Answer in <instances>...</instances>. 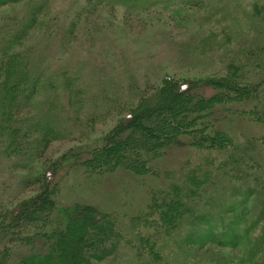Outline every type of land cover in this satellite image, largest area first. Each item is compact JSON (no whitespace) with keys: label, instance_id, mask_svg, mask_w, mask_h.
Instances as JSON below:
<instances>
[{"label":"trees","instance_id":"16d2710c","mask_svg":"<svg viewBox=\"0 0 264 264\" xmlns=\"http://www.w3.org/2000/svg\"><path fill=\"white\" fill-rule=\"evenodd\" d=\"M48 1L0 0V9L21 5L1 23L0 57H9L12 50L24 46L30 52L40 35L72 41L80 21L99 6L108 11L121 8L131 15L158 5L167 7L173 0H62L65 11L55 13L46 6ZM193 4H197L195 0L184 1L186 6ZM253 4L254 12L258 8L263 12L257 0ZM221 38L224 45L230 41L227 33L222 32ZM251 54L234 49L219 72L205 77L163 76L150 94L139 96L137 106L117 113L116 117L121 116L118 123L100 140L71 149L38 175L23 180L16 178L17 170L27 171L53 141L86 131L106 114L81 119V112L70 104L68 87L62 91L69 102L60 107L61 121L46 113L35 114L33 99L45 91L40 72L32 63L10 69L0 61V264H105L115 260L123 246L133 253L129 264H159L161 246L169 239L174 246L191 244L206 251L212 247L235 249L243 239L248 245V234L262 223L263 235L264 214L262 220L255 218L247 226V233L239 234L237 228L245 217L240 208L233 212L231 205L239 197L243 201L253 197L264 213V158L249 153L250 148L224 128L231 119L260 126V136L250 135L247 141L264 148V74L260 80H252L260 67L250 69ZM73 99L78 107L84 106L83 99L75 100L74 95ZM183 147L207 155L192 167L186 162L177 170L166 171V185L149 191L145 205L133 215L63 202L58 175L65 165L68 174L81 177L103 176L119 169L136 178L157 177L154 165L171 148ZM223 183L237 191L247 186L233 200L225 198L226 191L217 193ZM35 187L38 190L32 197L20 198L27 188ZM227 198L233 202L225 206ZM231 213L233 217H226ZM246 252L238 264H264V245H253Z\"/></svg>","mask_w":264,"mask_h":264},{"label":"rangeland","instance_id":"374dc122","mask_svg":"<svg viewBox=\"0 0 264 264\" xmlns=\"http://www.w3.org/2000/svg\"><path fill=\"white\" fill-rule=\"evenodd\" d=\"M184 1L173 0L167 2V7L158 5L146 12L138 11L131 15L121 8L108 11L99 6L80 21L72 41L61 40L64 37L59 35L52 39L40 35L34 39L30 52L24 46L12 50L9 57H0V61L8 64L10 69L32 63L40 72L45 91L33 99L35 114L36 111L46 113L61 121L64 117L60 107H65L69 102L62 95L65 87L70 90V104L76 112H81V119L106 114L105 120L87 126L86 131L71 132L68 138L53 141L42 157L29 165L27 171L17 170V179L32 178L71 149L76 150L100 140L115 127L120 115L126 113L127 108L137 106L139 96L142 93L150 94L152 87L157 88L165 75L175 78L205 77L219 72L234 49L243 48L252 53L250 69L260 67L253 73L252 80L261 79L264 74V9L261 12L258 8L254 12L255 0H195L197 4L192 6L184 5ZM257 2L264 8V0ZM19 6L15 4L0 9V26L5 16ZM46 6L53 13L65 11L62 0H49ZM222 32L230 38L226 45L222 42ZM25 53L28 58L23 59ZM65 80L69 81V86H64ZM73 95L75 100L78 97L83 99L84 106L78 107L79 103L74 101ZM52 106L55 109H50ZM118 112L120 115L116 117ZM226 126L225 130L232 136L239 137L235 139L238 143L250 148L249 153L264 158V148L259 144L249 145L247 141L250 135L260 136L263 132L260 126L236 119L229 120ZM80 134L83 138L76 139ZM206 155L188 147L171 148L154 165L157 177L147 175L136 178L121 169L103 176L81 177L79 174H68L65 165L58 175L63 202L91 204L103 210L133 215L143 208L149 191H158L166 185V171L177 170L186 162L192 167ZM245 186H240L239 191L245 190ZM216 189L217 193L220 189L222 195L226 191L225 198L235 200V195L240 196L237 189L226 183L219 184ZM37 190V187L27 188L20 198L32 197ZM229 198L225 206L233 202ZM253 199L250 197L243 201L239 197L237 203L231 205L233 212L234 208L237 212L240 208L245 217L237 228L239 234L247 233V226L255 218L262 220L264 213ZM229 215L226 217L234 216L233 213ZM262 224L252 231L249 229L248 245L247 239H243L235 249L212 247L206 252V248L201 250L191 244L186 247L174 246L169 239L162 242V261L159 264H238L241 254L251 250L253 245L256 248L264 245V233L260 234ZM200 228L208 230L209 227ZM123 248L115 260L112 258L105 264H129L134 260L133 253L125 246Z\"/></svg>","mask_w":264,"mask_h":264}]
</instances>
